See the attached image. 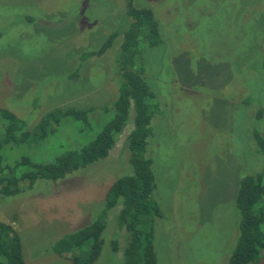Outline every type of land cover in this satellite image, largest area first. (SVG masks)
Listing matches in <instances>:
<instances>
[{
	"label": "rangeland",
	"instance_id": "rangeland-1",
	"mask_svg": "<svg viewBox=\"0 0 264 264\" xmlns=\"http://www.w3.org/2000/svg\"><path fill=\"white\" fill-rule=\"evenodd\" d=\"M132 3L153 12L161 38L154 47L143 45L142 58L156 107L147 155L161 210L154 223L157 264H227L239 224L238 181L264 171L253 138L255 132L264 138V0ZM129 23L125 0H0V108L28 130L53 108L88 110L97 132L113 114L121 36L100 57L82 62L76 77L69 75L81 51ZM132 128L131 112L105 158L0 195V220L18 233L26 264H70L68 255L47 247L97 217L107 188L129 168L123 142ZM84 132L87 143L94 133ZM77 134L75 127H62L8 159L51 161L57 149L78 141ZM118 209L108 215L94 264H120L124 236L116 254L108 255L107 245Z\"/></svg>",
	"mask_w": 264,
	"mask_h": 264
},
{
	"label": "trees",
	"instance_id": "trees-1",
	"mask_svg": "<svg viewBox=\"0 0 264 264\" xmlns=\"http://www.w3.org/2000/svg\"><path fill=\"white\" fill-rule=\"evenodd\" d=\"M125 1L126 15L130 18L128 28L120 34L110 32L98 47L81 51L79 65L69 75L71 78L76 77L82 62L91 57H100L121 36L113 114L97 132L93 131L91 124L94 122L89 119L88 110L53 108L28 130L22 119L0 108L1 196L18 194L24 188L32 187L39 179L63 178L68 172L105 158L126 126L130 113H133V128L123 142L129 153L126 173L107 188L101 203L97 205L100 209L97 217L88 225L54 240L47 247L48 251L58 256L68 255L70 264H94L97 261L105 244L108 215L117 206L119 209L113 234L107 242L108 255L118 252V239L123 235L120 264H157L153 244L154 223L155 218L160 217L161 210L153 197L156 184L151 171V159L147 155L148 137L152 129L150 123L156 107L153 102L155 94L144 76L142 58L143 45L154 47L161 38L153 12L146 7H135L133 0ZM262 65L264 68V59ZM65 126L77 129L78 141L73 139L70 148L57 149L60 153L52 156L51 161L37 162L25 155L8 159L23 144L29 143L31 146L48 141ZM88 130L94 134L85 143L87 138L84 131ZM253 138L257 150L264 155V138L256 132ZM234 206L238 211L239 224L227 264H264V171L245 174L239 179ZM0 264H26L18 233L1 220Z\"/></svg>",
	"mask_w": 264,
	"mask_h": 264
}]
</instances>
